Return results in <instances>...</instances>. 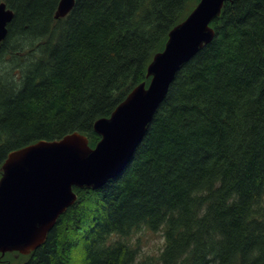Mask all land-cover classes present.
<instances>
[{
	"label": "trees",
	"instance_id": "trees-1",
	"mask_svg": "<svg viewBox=\"0 0 264 264\" xmlns=\"http://www.w3.org/2000/svg\"><path fill=\"white\" fill-rule=\"evenodd\" d=\"M1 1L14 17L0 48V167L73 132L94 147V122L149 84L147 65L199 2L76 0L55 20L59 0ZM210 26L124 171L74 187L45 242L0 264H264V0L226 1ZM142 229L163 231L158 253L130 241Z\"/></svg>",
	"mask_w": 264,
	"mask_h": 264
},
{
	"label": "water",
	"instance_id": "water-1",
	"mask_svg": "<svg viewBox=\"0 0 264 264\" xmlns=\"http://www.w3.org/2000/svg\"><path fill=\"white\" fill-rule=\"evenodd\" d=\"M230 0H199L169 32L146 77L107 118L95 121L101 138L90 147L74 132L58 141H38L7 154L0 167V256L28 255L40 247L58 217L76 200L77 188L99 189L131 161L155 111L180 66L214 37L210 23ZM75 0H60L55 19L66 16ZM13 11L0 2V42Z\"/></svg>",
	"mask_w": 264,
	"mask_h": 264
},
{
	"label": "rangeland",
	"instance_id": "rangeland-1",
	"mask_svg": "<svg viewBox=\"0 0 264 264\" xmlns=\"http://www.w3.org/2000/svg\"><path fill=\"white\" fill-rule=\"evenodd\" d=\"M2 65L3 64L0 63V67ZM2 73L6 74L4 71L1 70L0 74H2ZM6 78H5V80H6ZM16 79H19V78H16ZM10 83H12V82H10ZM19 86H17V87H19ZM8 91L9 90H6L7 93H8ZM130 241L132 243H136L139 246V249H140L142 255H153V254L158 253L160 251V249H162V246L164 243V235H163L162 230H160L158 232H151L147 229H142V230L132 234L130 237Z\"/></svg>",
	"mask_w": 264,
	"mask_h": 264
},
{
	"label": "bare ground",
	"instance_id": "bare-ground-1",
	"mask_svg": "<svg viewBox=\"0 0 264 264\" xmlns=\"http://www.w3.org/2000/svg\"><path fill=\"white\" fill-rule=\"evenodd\" d=\"M59 1H60V0H59ZM75 2H76V0H75ZM4 3H5V2H4ZM58 3H59V2H58ZM5 4H6V3H5ZM74 4H75V3H74ZM57 5H58V4H57ZM6 6H7V5H6ZM56 9H57V7H56ZM11 10H12V9H11ZM12 11H13V10H12ZM70 11H72V9H71ZM55 12H56V10L54 11V14H55ZM68 14H69V13H68ZM68 14H67V15H68ZM13 17H14V12H13ZM64 17H65V16H64ZM64 17H62V18H64ZM12 19H13V18H12ZM12 19H11V21H12ZM54 19H55V17H54ZM58 19H61V18H58ZM58 19H55V20H58ZM11 21H10V22H11ZM10 22H9V23H10ZM7 25H8V24H7ZM6 29H7V26H6ZM169 32H170V31H169ZM168 34H169V33H168ZM6 35H7V32H6ZM5 37H6V36H5ZM4 39H5V38H4ZM4 39L0 42V48H1V44L3 43ZM205 46H206V45H205ZM199 51H200V50H199ZM199 51H198V52H199ZM198 52H197V53H198ZM151 60H152V59H151ZM150 62H151V61H150ZM147 66H148V65H147ZM180 67H181V66H180ZM178 70H179V69H178ZM178 70H177V71H178ZM176 73H177V72H176ZM146 74H147V67H146ZM175 75H176V74H175ZM146 78L151 79L152 77H146ZM174 78H175V76H174ZM174 78H173V80H174ZM173 80H172V82H173ZM143 82H145V81H143ZM172 82H171V83H172ZM141 83H142V82H141ZM171 83H170V85H171ZM145 84H146V82H145ZM138 85H139V84H138ZM138 85H137V86H138ZM146 85H147V84H146ZM170 85H169V87H170ZM169 87H168V90H169ZM134 88H135V87H134ZM134 88H133V89H134ZM133 89H132V90H133ZM132 90H131V91H132ZM131 91H130V92H131ZM167 93H168V91H167ZM167 93H166V95H167ZM166 95H165V97H166ZM165 97H164V98H165ZM124 100H125V99H124ZM163 100H164V99H163ZM160 104H161V103H160ZM160 104H159V106H160ZM159 106H158V107H159ZM157 109H158V108H157ZM156 111H157V110H156ZM156 111H155V113H156ZM155 113H154V115H155ZM110 115H111V114H110ZM154 115H153V118H154ZM108 117H109V116H108ZM101 118H107V117H101ZM153 118H152V120H153ZM152 120H151V122H152ZM151 122H150V124H151ZM94 123H95V122H94ZM150 124L148 125V127L150 126ZM148 127H147V130H148ZM147 130H146V131H147ZM73 133H74V132H73ZM78 133H79V132H78ZM145 133H146V132H145ZM80 134H82V133H80ZM97 134H98V133H97ZM83 135H84V134H83ZM98 135H99V134H98ZM144 135H145V134H144ZM65 136H66V135H65ZM85 136H86V135H85ZM99 136H100V135H99ZM86 137H87V136H86ZM143 137H144V136H143ZM100 138H101V136H100ZM61 139H62V138H61ZM87 139H88V138H87ZM142 139H143V138H142ZM58 140H60V139H58ZM58 140H53V141H58ZM99 140H100V139H99ZM99 140H98V141H99ZM39 141H44V140H39ZM141 141H142V140H141ZM36 142H38V141H36ZM36 142H33V143H36ZM48 142H52V141H48ZM33 143H31V144H33ZM97 143H98V142H97ZM97 143H96V144H97ZM140 143H141V142H140ZM88 144H89V142H88ZM96 144H95V145H96ZM28 145H30V144H28ZM25 146H27V145H25ZM25 146H23V147H25ZM89 146H90V145H89ZM90 147H91V146H90ZM94 147H95V146H94ZM21 148H22V147H21ZM92 148H93V147H92ZM123 171H124V170H123ZM123 171H122V172H123ZM122 172H121V173H122ZM121 173H120V174H121ZM120 174H119V175H120ZM75 194H76V193H75ZM76 198H77V194H76ZM44 242H45V241H44Z\"/></svg>",
	"mask_w": 264,
	"mask_h": 264
}]
</instances>
